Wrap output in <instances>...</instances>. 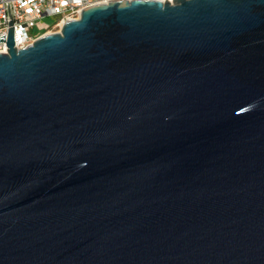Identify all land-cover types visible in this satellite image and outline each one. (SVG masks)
<instances>
[{"label": "water", "instance_id": "1", "mask_svg": "<svg viewBox=\"0 0 264 264\" xmlns=\"http://www.w3.org/2000/svg\"><path fill=\"white\" fill-rule=\"evenodd\" d=\"M0 53V264H264V0H108Z\"/></svg>", "mask_w": 264, "mask_h": 264}, {"label": "built area", "instance_id": "2", "mask_svg": "<svg viewBox=\"0 0 264 264\" xmlns=\"http://www.w3.org/2000/svg\"><path fill=\"white\" fill-rule=\"evenodd\" d=\"M107 1L0 0V53H5L7 49L5 39L10 20L14 45L16 48H24L43 35L58 32L64 22L78 19L82 9ZM167 1L171 3L173 0Z\"/></svg>", "mask_w": 264, "mask_h": 264}, {"label": "rangeland", "instance_id": "3", "mask_svg": "<svg viewBox=\"0 0 264 264\" xmlns=\"http://www.w3.org/2000/svg\"><path fill=\"white\" fill-rule=\"evenodd\" d=\"M45 20L48 21V22H51V20L49 18H45Z\"/></svg>", "mask_w": 264, "mask_h": 264}]
</instances>
